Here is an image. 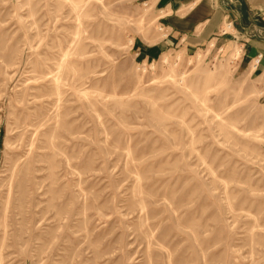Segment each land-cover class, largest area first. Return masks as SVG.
Segmentation results:
<instances>
[{
    "label": "rangeland",
    "instance_id": "1",
    "mask_svg": "<svg viewBox=\"0 0 264 264\" xmlns=\"http://www.w3.org/2000/svg\"><path fill=\"white\" fill-rule=\"evenodd\" d=\"M162 32L0 0V264H264V78L237 44L145 60Z\"/></svg>",
    "mask_w": 264,
    "mask_h": 264
},
{
    "label": "crops",
    "instance_id": "2",
    "mask_svg": "<svg viewBox=\"0 0 264 264\" xmlns=\"http://www.w3.org/2000/svg\"><path fill=\"white\" fill-rule=\"evenodd\" d=\"M142 1L163 31L150 44L137 42V53L145 60L171 48L186 52L215 47L218 52L224 45L237 44L236 70L264 78V0Z\"/></svg>",
    "mask_w": 264,
    "mask_h": 264
}]
</instances>
